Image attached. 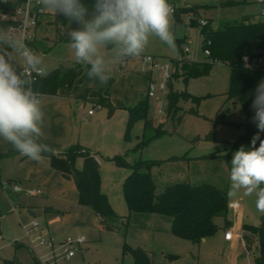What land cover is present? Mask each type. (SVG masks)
Returning <instances> with one entry per match:
<instances>
[{"label": "rangeland", "instance_id": "obj_1", "mask_svg": "<svg viewBox=\"0 0 264 264\" xmlns=\"http://www.w3.org/2000/svg\"><path fill=\"white\" fill-rule=\"evenodd\" d=\"M229 1L235 3L225 4ZM185 2L215 5L200 9L197 16L199 20L203 18L211 22L213 27L243 19L264 21L261 14L264 3L258 0H176L175 7ZM57 16L50 10L41 15L33 41L36 45L34 50L43 58L47 72L62 63L75 62L69 41H54ZM182 20L175 22L172 12L170 30L174 39L180 40V46L175 42V49H172L159 38L150 36L140 56L125 58L112 65L106 84L101 85L98 80L90 79L87 76L89 66L83 65L81 77L69 91L74 93L78 102L77 132L86 141L75 142L97 154L105 189L103 192L120 219L114 222L119 230H106L100 226L90 231L67 230L62 222L56 220L52 224L45 216L30 218L39 222L43 237L54 242L53 246L42 244L35 232H27V224L17 217L14 210L20 203H26L22 202L23 195L15 187L8 186L7 179L1 180L0 177V264L13 258L20 264H133L132 254L123 250L124 241L146 249L154 264H256L254 258L259 253L258 243L255 241L248 252L232 247L224 239L226 229L223 227V216L215 218L219 227L213 234L205 240L194 242L172 233L171 217L168 215L130 212L123 194V182L131 170L116 165L112 159L115 155H121L130 164L139 160L160 161L150 168L157 193L177 182L193 185L210 183L228 191L231 158L238 150L233 143L244 130L242 125L236 124L243 123L244 112L237 98L228 99L230 65L216 62L209 72L187 79L180 74V69L176 71L177 61L182 57L207 59L199 25H191L187 15ZM69 30L67 25L66 31ZM105 54L109 59L114 55L111 49H106ZM147 55L153 57V61L146 60ZM165 64H168L169 73L165 79V89L156 87L152 89L154 94L149 95L150 83L158 84L164 80L165 70L161 66ZM93 89L110 100L113 104L111 111L98 96L91 95ZM170 90L187 91L197 100L180 99L176 111L168 113ZM145 99L148 117L153 126H160L161 133L147 144L137 147L138 137L144 132V119H136L129 137H126L128 107ZM90 109L95 116L88 115ZM102 117H105L103 122L90 121ZM78 160L83 162L82 157ZM237 199L243 204L244 221L250 224L257 221L259 224L263 214L256 209L255 194L244 196L241 193L229 202ZM227 218L235 220V211L230 206ZM79 234L86 237V242H73L69 246L73 255L67 257L61 241L68 235ZM169 254H176L177 257L172 259Z\"/></svg>", "mask_w": 264, "mask_h": 264}, {"label": "trees", "instance_id": "obj_2", "mask_svg": "<svg viewBox=\"0 0 264 264\" xmlns=\"http://www.w3.org/2000/svg\"><path fill=\"white\" fill-rule=\"evenodd\" d=\"M25 1L7 0L5 3L4 0H0V26L7 27L14 24L11 15ZM83 2L90 5L92 0H83ZM234 3L233 1L225 2L227 5ZM214 6L189 3L174 8L175 22H183V16L187 15L191 25H199L203 37L202 48L204 51L209 50L206 60H192L182 57L177 61L176 71L180 69V74L187 79L209 72L216 62L231 66L228 99L237 98L245 116L243 123L236 124L237 126L242 125L244 130L233 143V147L239 149L244 146L248 149L252 137L258 131L255 124L251 122V117L254 115L251 104L255 98L254 89L258 82L264 78V68H246L242 62V56L256 49H264V21L256 22L243 19L225 22L217 27H213L211 22L200 24L197 17L199 10ZM67 25H69V29L77 27L75 22L69 24L66 17L58 14L55 21V42L69 41L66 31ZM175 42L180 46V40L175 39ZM31 45L36 48L35 42H32ZM82 72L83 65L76 62L73 64L62 63L47 72L45 77L36 78L33 88L40 95L59 94L63 90L71 89L75 81L81 77ZM90 93L92 96H98L99 100L110 111L113 109V104L100 91L93 89ZM180 99L197 100L187 91L170 90L168 93V113L176 111L177 102ZM147 108V99L128 107L126 137H129L134 121L138 118L144 119V132L142 136L138 137L140 140L137 147L147 144L161 133L160 126H153L148 117ZM260 138L264 139V133H260ZM256 146H259V141H257ZM45 156L49 158L52 167L59 170L65 178L75 181L79 204L91 209L98 217L101 228L119 230L114 222L120 219L114 212L107 194L101 189L100 162L97 154L89 147L75 142L61 151L52 149ZM79 157L83 158V164L80 168L76 165ZM112 159L116 165L128 167L131 170L123 182V194L130 212H157L168 215L171 217L172 233L194 242H200L202 237H207L217 230L219 226L215 222V218L218 216L224 217V228L231 226L232 221L227 218L229 199L226 196V189L210 183L193 185L188 182H177L168 185L162 192L157 193L150 168L160 161L139 160L130 164L121 155H115ZM242 236L248 251L252 249L255 241L258 243L259 253L255 255V263L264 264V214L260 217L258 225L244 224ZM123 250L132 254L133 264H154L149 252L139 245L133 246L124 241ZM169 257L174 259L177 255L169 254ZM4 264L20 263L13 258L6 259Z\"/></svg>", "mask_w": 264, "mask_h": 264}, {"label": "clouds", "instance_id": "obj_3", "mask_svg": "<svg viewBox=\"0 0 264 264\" xmlns=\"http://www.w3.org/2000/svg\"><path fill=\"white\" fill-rule=\"evenodd\" d=\"M7 3V0H4ZM39 11L63 15L77 27L67 32L77 64L88 65L87 76L101 85L110 78L117 61L140 56L150 36L175 49L170 30L172 8L168 0H36ZM19 12L17 10V16ZM7 19V17H5ZM13 21L17 17L11 18ZM114 53L111 59L105 50ZM245 67L251 68L245 58ZM43 58L27 43L26 25L0 26V138L31 161L44 164L52 149L40 142L46 138L45 112L35 77H45ZM251 122L258 131L248 149L241 146L232 154L229 175V200L255 194V206L264 214V78L254 89ZM257 141L259 146L257 147Z\"/></svg>", "mask_w": 264, "mask_h": 264}, {"label": "crops", "instance_id": "obj_4", "mask_svg": "<svg viewBox=\"0 0 264 264\" xmlns=\"http://www.w3.org/2000/svg\"><path fill=\"white\" fill-rule=\"evenodd\" d=\"M168 2L174 3L175 7L176 0H168ZM185 4L189 3L185 2ZM69 91L70 89L55 95H40L42 109L45 112L46 134V138L40 142L48 144L55 151H61L75 141L86 142L77 132L78 102L74 98V93L71 94ZM88 115L95 116V112ZM104 120L105 117L100 120L93 118L90 121L96 123ZM45 157L44 164L31 161L16 151L10 143L0 138L1 180L7 179L8 186L15 187L14 184H17L19 186L17 192L23 195L22 202H26L14 208L17 211V217L27 224V227L31 221L30 218L43 216L52 224L56 223V220L62 222L67 230L90 231L99 227L98 217L88 206L79 204L75 181L65 178L59 170L52 167L49 158ZM82 164V160L77 159V167H81ZM101 189L105 192L103 180H101ZM229 206L235 211V220H231V226L225 229H231L233 236L231 239H226L224 232V239L229 241L232 247L236 246L248 252L242 235L244 224L250 223L244 221L243 204L237 199L229 202ZM255 222L251 225H258L257 221ZM237 237L238 240H236Z\"/></svg>", "mask_w": 264, "mask_h": 264}, {"label": "built area", "instance_id": "obj_5", "mask_svg": "<svg viewBox=\"0 0 264 264\" xmlns=\"http://www.w3.org/2000/svg\"><path fill=\"white\" fill-rule=\"evenodd\" d=\"M262 3H264V0H258ZM172 8V12L174 11V6H171ZM40 9V5H38L36 3V0H26L24 4H22L21 6H18L13 14L11 15L12 17H17V19L14 21L15 23L10 25L12 27H20L22 26V23H24L26 25V35H27V43L29 45V47H31L33 49V51L35 52L33 46L31 45V43L34 41L35 37H36V29L38 27V23L39 20L41 18V15L46 11H39ZM17 10L19 12L18 16H17ZM261 14L264 15V5L263 8L261 10ZM200 24H206L207 20L201 18L200 20ZM209 42V41H208ZM187 47H185V50L187 51ZM205 53L208 54L209 50L206 49ZM245 58H247V63L249 65H251V68L254 67H263L264 68V49L262 50H253L251 53H245L242 56V62L245 65ZM146 60L148 61H153V57H151L150 55H147L145 57ZM164 68L165 70V74H164V80L159 82L158 84H154L153 82L150 83V90H149V95H153V91L152 89L158 87L160 89H165V79H167L169 77V73L167 71L168 69V64H165L164 66H161ZM39 76L35 77L38 78ZM89 114L93 113V110L90 109L88 111ZM15 188H19V186L17 184H14ZM27 232H35L37 239L42 243V244H48V245H52L53 246V241L51 240H47L46 238L43 237L42 233H41V228H40V224L37 220H33L31 222H29V226L27 227ZM233 236V232L231 229H226L225 230V238L226 239H231ZM86 240L85 236L82 234H79L77 236H73V235H68L63 241H61V245L64 248V250L66 251V256L70 257L73 255V251L70 249V245L73 242H76L78 244L83 243Z\"/></svg>", "mask_w": 264, "mask_h": 264}, {"label": "water", "instance_id": "obj_6", "mask_svg": "<svg viewBox=\"0 0 264 264\" xmlns=\"http://www.w3.org/2000/svg\"><path fill=\"white\" fill-rule=\"evenodd\" d=\"M205 239V237H202V239L201 240H204Z\"/></svg>", "mask_w": 264, "mask_h": 264}]
</instances>
